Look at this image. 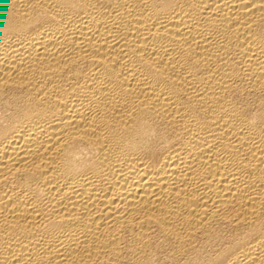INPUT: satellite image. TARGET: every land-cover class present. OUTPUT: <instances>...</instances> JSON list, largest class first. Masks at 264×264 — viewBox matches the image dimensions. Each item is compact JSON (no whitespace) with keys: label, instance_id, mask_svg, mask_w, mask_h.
I'll use <instances>...</instances> for the list:
<instances>
[{"label":"bare ground","instance_id":"1","mask_svg":"<svg viewBox=\"0 0 264 264\" xmlns=\"http://www.w3.org/2000/svg\"><path fill=\"white\" fill-rule=\"evenodd\" d=\"M0 264H264V0H0Z\"/></svg>","mask_w":264,"mask_h":264}]
</instances>
